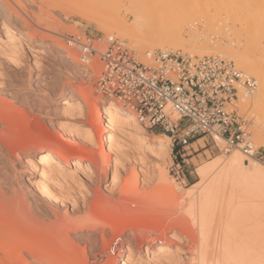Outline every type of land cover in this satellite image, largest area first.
<instances>
[{"label":"bare ground","instance_id":"bare-ground-1","mask_svg":"<svg viewBox=\"0 0 264 264\" xmlns=\"http://www.w3.org/2000/svg\"><path fill=\"white\" fill-rule=\"evenodd\" d=\"M22 1L0 0V30L4 35L0 37L1 53L17 67L22 66L31 44L38 45L37 52H44L43 45H46L44 40L47 37L42 32L38 34L21 29L19 21L23 20L25 26L28 19H34L26 11H19L13 6L15 2L23 5ZM120 1L84 0L76 10L83 20L107 27L110 25L109 16L122 7ZM158 1L146 0L145 3L128 6L127 11L133 15L132 22L122 17L118 25L143 49L153 48L154 45L148 42L154 40L162 46L167 42L192 49L234 53L241 67L259 77V89L252 96L243 98L239 106L255 121L258 143L264 145V119L254 110L256 102L264 100V58L236 51L239 44L246 49L254 48L256 42H242L237 29L234 31L238 37L235 34L233 36L239 39L236 40L238 42L231 41L225 45L212 41L207 34L200 37L197 33V37L193 31L187 39L184 32L193 27L189 25H193L194 12L173 9V12H177L151 14L150 8L158 7ZM166 1L173 3L175 0ZM204 2L206 4V0ZM210 4H214L216 9H224L227 16H231L238 8L247 12L249 10L254 18L250 22L264 28V0H213L207 7ZM44 9L42 14L39 13L40 16L36 17L35 14L37 21H34L52 24L56 19L47 8ZM218 11L215 12L220 14ZM213 14L209 16L210 22L207 21L211 27L216 25L211 23ZM166 20H172L170 22L176 26L149 34V29L156 22L165 23ZM186 25L189 28H185ZM51 26L46 28L50 30ZM61 41L58 38L53 40L57 46L54 52L60 56H71L75 63L84 66L81 70L78 68L79 73L88 76L93 68L91 58L88 63H81L80 55H73V49ZM95 49L101 52L106 48ZM11 98L22 100L29 108V111L17 113L12 109L11 101L0 97V250L10 255L11 264L17 260V253L23 254V249L36 264H76L74 254L77 252H73L77 249L73 248H77L80 237L90 238L93 236L91 232L101 228L102 234H106V227L122 238L118 255L109 257L106 264H143L141 253L145 243H148L145 264H264V161L234 148L200 164L196 168L198 179L183 195L178 193L182 191L181 186L170 181L167 174L159 176L158 172V185L147 190L149 182L155 181L156 177L145 169L146 159L152 155L159 161L169 160L172 139L167 134L159 139L150 136L145 123H140L135 113L120 106L117 98L106 101L92 99L87 88L73 87L70 96L62 103V111L70 115L67 117L69 120L85 119L84 123L61 120L57 123L59 129L56 134L42 124L37 116L34 120L31 118L33 107L37 102L42 103L43 99H36L27 88L23 91L19 89ZM85 114H88V119ZM172 118L177 119L178 115L172 114ZM213 140L217 147L225 143L217 134ZM127 151L135 156V160L145 163V167L141 166L145 189L138 187L139 171H129ZM20 153L29 157L26 163L31 173L24 182L18 179L19 186L14 187L10 184L8 172L13 167L16 169L15 161ZM111 171L112 175L109 176ZM37 172H40V180L35 177ZM110 177L112 179L109 181ZM47 179H72L82 185L88 182L96 189L93 194L83 196L82 214L80 210L72 214L62 211L61 214L57 204L62 199L65 209L67 197L55 194L47 185ZM107 182H110V188ZM158 190L169 194L176 218L161 210L163 203L154 199ZM34 197L41 199L43 204L35 201ZM73 201L76 204L77 201ZM81 230L87 232L78 234ZM127 230H131L138 239L137 244L134 239L123 238ZM28 235L31 241L25 240V243L20 244L19 240L23 242ZM22 254L24 264H29L30 258ZM69 254L75 258L72 260L74 262H70ZM134 256H138L139 260L133 261ZM0 264H7L1 256Z\"/></svg>","mask_w":264,"mask_h":264},{"label":"rangeland","instance_id":"rangeland-1","mask_svg":"<svg viewBox=\"0 0 264 264\" xmlns=\"http://www.w3.org/2000/svg\"><path fill=\"white\" fill-rule=\"evenodd\" d=\"M25 1L27 0L22 1L23 5L21 3H18L17 5V2L13 4V6L16 9H20L19 11L24 10L30 15V18L31 17L34 18L33 20L28 19V24L25 26L22 23L23 20H21V22L19 21V23H21L20 24L21 29L27 30V31L29 29V31H32V32L34 31L35 33L37 32L38 34L42 32L43 34H46L47 37L48 36L49 37L48 38L46 37V39L44 40V44H46V45H43L44 52H37L38 45L31 44V48H27V53H28L27 56L22 60L23 61L22 66H18V67L17 65H13L11 64L10 61H8V59L4 56V54L1 53V47H0V97L11 101L12 109L17 113H20L21 111H29V108L22 100H15L11 98V95L16 94L19 89L23 91V89L25 90L27 88L30 91V94L34 95L36 99L41 98V100L42 99L44 100L42 103L37 102V104L33 107V111L30 112L32 120H34V117L37 116L39 121L42 124L46 125L49 128V130L54 134H56L57 130L59 129L57 126L58 125L57 123H59L61 120H62L61 122H64V121L66 122L68 120L71 122L74 121L77 123H84L85 119L83 121L82 120H69L67 117H70V115L62 111V108H63L62 103L70 96L71 90L73 87H76V86L85 87L90 93V96L92 99L97 98V99H100L101 101H106V99L104 98V95L98 91V79H99L100 72L102 70V63L99 59V56H94L93 58H91V63L93 64V68L91 69V67H89V69H91V71L89 70L90 71L89 75L83 76L79 73V69L81 70L84 67L83 65L75 63L71 56H60L56 52H54V49H56L57 46L54 45L53 40L57 38L60 41L62 40L61 42L64 43L66 47L69 45L68 48L73 49L72 54L75 56H78L77 54H79L80 47L75 45L74 42L73 44L72 43L70 44L69 41L71 38L84 41L85 37H87V38H91L94 41V40H97L98 38H105L111 35H114L122 40H126L132 47H134L141 53L142 51L144 52L148 50L162 49V50H168V51H173V52L180 51V52L189 54L193 57L216 56V55L221 56V57L227 58L228 60H232L233 62H235L236 67L242 70L246 75L254 76L258 80V86L256 90L259 89V77L255 73H253L251 70H247L241 67V65H239V62L237 61L238 60L237 57L234 56V53L232 52L219 53L218 51L217 52L216 51L214 52V50L212 51V49L211 50L210 49L201 50L198 48L192 49L191 47H183L176 43L170 44L167 42L166 44L163 43V46H162L161 44H159L160 42L154 41V40L148 42L149 44L154 45V47L151 49H148V48L143 49V47H140L139 45L135 44L134 40L132 39L133 37H131L128 33L123 31L122 28L120 27L121 25L119 26L118 24H121L120 20L123 19L122 17H124V19L127 22L128 21L132 22L133 15L131 14V12H129V10L127 11V7L128 6L130 7L134 3L135 4H142L143 2L145 3L146 0L145 1L144 0L142 1L141 0H121L120 4L122 5V7H120L119 10H116L114 13L112 12L113 14L109 16V19H110L109 23L110 25H112L111 28H110V25L107 27H102L95 23H89L88 21L83 20V18L78 14L76 7L80 3H82L84 0H46L48 4L50 1V4H49L50 6L48 4L47 6L45 5L47 3L45 2V0H43V3L41 0H28L30 2L28 1L25 2ZM204 1L205 0H175L173 1V3L172 1L168 3L166 0H163V1L159 0L158 2L160 3L158 4V7L154 9L150 8L149 12H151V14H154V15L161 13V12L165 14L176 13L177 11L173 12V9H181L180 11H184L186 13L187 11H191L189 13L194 12L195 16H194V21L192 22L193 25H189V27L190 26L191 27L193 26V27L187 31L185 30L184 32V35H186L185 38L188 39L187 36L191 37V33L193 31V33L197 37L199 35L200 37H203L207 34L210 36L212 41H216V42L219 41L221 42V44H224V45L229 44L231 41H233L234 43L236 40H239V39L242 42H245L247 40H252L256 42V44L254 45V48L252 47V48L244 49L239 44L236 51L241 50V52L261 55L264 58V36H263L264 28L259 26L257 23L253 25L252 24L253 22L252 23L250 22V19H254L252 18L253 15L251 14V11L248 10L247 12L246 10H241V8H238L232 12L231 16H227L224 9L217 8L219 10L218 11L216 7L214 6V4L213 5L210 4V7H207V5H209V3H212L213 0H206V4ZM161 2H163L162 5H160ZM53 4L54 5L57 4L58 6L56 5L57 6L56 7ZM124 4H125V7H124ZM1 7H2V4H1ZM41 7L43 9L45 8L44 10L48 9L49 13H51L54 19H56L52 24L44 23V22L43 23L36 22L37 18H35V14H36V17H38L39 13L42 14L43 9H41ZM199 9H201V11H199ZM203 11L205 12L204 14H203ZM215 11H218V13L220 12L221 13L217 14V12ZM212 12H215V13L213 14ZM211 14L214 15V18H212L211 23H214L217 25V23L219 22L217 26L213 25L211 27L209 23H207V21L210 22L209 18L211 19V17L209 16H212ZM247 16H248V19H247ZM168 20H166L165 23L156 22V24L153 25L154 27L152 26L151 29H149V31H151V33L149 34H154L164 29L165 30L172 29V27L174 28V26H176L175 23L172 24L173 21L170 20L172 21L170 22ZM45 24L46 26L44 27ZM26 26L28 28H26ZM50 26L52 27V29L48 30L46 27H50ZM1 27L2 26L0 25V28ZM189 27L188 25H186L185 28H189ZM56 29L58 33L55 32ZM236 29L240 32L239 39L237 38L238 34L236 35L234 31ZM197 33L199 35H197ZM233 34H235L234 36H237V37H234ZM2 36L4 37V35L2 34L0 30V37ZM136 40H139V39H136ZM39 41L41 40L39 39ZM95 47L99 48L100 50H104L105 48L103 42H96ZM212 47H214V45H212ZM63 51L61 50V52ZM34 55H37V57L35 58ZM36 60H37V63H36ZM29 71H30V74H29ZM27 75L29 76V79ZM256 103L257 104H255L254 110L255 112L260 113V116L264 119V100H261ZM86 108H87V105H85V109ZM240 111L244 113L245 116L247 117V125H248V129L252 133V140L254 141L255 147L260 148L259 151L263 156V159H260V160L264 161V145H259L258 143L256 132H255L256 123H254L255 121L252 120L253 118H251L248 112H246L247 114L244 112V109L241 106H240ZM85 118L86 119L89 118L88 114H85ZM147 130L150 136L155 137L157 139L164 137V134L169 135L168 133L164 132L162 128H160L159 126L151 128V129H147ZM171 139L173 143V138ZM199 141L201 142L203 141L202 145H197ZM222 146H224V144ZM221 147L216 146L213 138L210 135H202L196 138L195 140H193V142H191L190 145L186 146L183 156H181L178 153L179 145L175 143H174V147H172L171 145L169 160L159 161L158 159H155L154 157L152 158V155L149 156L146 159L147 161L145 160L146 161L145 169H148L149 172L153 173V175H155L156 177V180L153 182L151 181L149 182V187H147V190L154 189L158 185V182H159L157 178L159 176L167 174V177L169 178L170 181H172L173 183L175 182L179 186L182 187V191L178 193L180 195H183V192L192 184L191 182L192 181L195 182L198 179V176L196 174V168L200 164L211 159L212 157L222 154L224 151L220 149ZM130 150L134 152L133 149H130ZM126 153L129 158V161H127L129 164V171H136V170L139 171L138 187L141 190L145 189L146 188V185L144 186L145 176L141 171V168L145 165V163H142L141 161L138 162L137 160H135V156L131 152L127 151ZM28 158L29 157L26 156L24 153H20V157L15 161L16 169L14 170V167H13V169L9 170L8 172V174H10L9 176L10 184H13L14 187L19 186L18 179H21V181L24 182L30 176L31 170L28 168L27 163H26V160H28ZM178 162L181 163V165L183 166L184 172L186 173L185 182H182L183 177L179 178L175 173V169H173L175 168V164ZM38 171H40V168L38 169ZM157 172L159 173V176L156 175L158 174ZM111 175H112V171H111V174H109V176ZM35 177L40 180L41 179L40 172H37L35 174ZM111 179L112 177H110L109 181ZM46 183L55 194H58L61 196L64 195L67 197L65 209H64V204H63L62 199L57 204L61 214H63V212L65 213V211L68 212L69 214H72L74 211L78 212L82 208L83 196L84 195L88 196L89 194L90 195L93 194V191L96 189L95 186L89 184L88 182L82 185V183L75 182L72 179L62 180V181L47 179ZM107 185H109V188L111 187L110 182H107ZM154 199L158 203H163L162 206L160 207L162 211H164L165 213L171 214L173 217L176 216L174 215L175 210L170 205L169 194L167 192L162 191V190L156 191ZM34 200L35 201L37 200L39 204H43V201L41 199H38L37 197H34ZM73 200L77 201L76 204L74 203ZM80 213L82 214L83 210H80ZM106 228L104 230L105 233L107 232L106 234H102L103 229L101 228V230L99 231L91 232L93 236L91 235L92 237L90 238L86 236H81L80 237L81 240L79 239L77 241L78 243L77 248L72 247L73 249H77L73 252V254L77 252L76 254H74L76 259L73 258L69 254L71 258L69 259L71 260L70 262H74L72 260L75 259L76 262L80 264L82 263L83 264H106L109 260V257L117 256L118 249L120 248V243L122 241V238H120V235H118L117 233L112 232L108 227ZM82 232L86 233L87 230H81V232L79 231V233L78 232L77 233L81 234ZM132 234L133 233L131 230H127V232H125L122 236L124 239L126 238L131 239V240L134 239L135 243L137 244L138 239H136L135 236ZM28 236H26L23 242L19 240L20 244L25 243V240H28V242L31 241V236L29 237ZM146 246H148V243L147 244L145 243V248H143V251L141 253V257L143 259L142 261H144L143 264L146 263ZM110 248H112V250L108 251V249ZM70 250L72 251V249ZM22 251H23V254L17 253L19 255L15 256L17 257L16 258L17 260H15L14 258L15 261H13V264H21V263L24 264V261L21 258V254L24 255V257L26 258H30L28 259L29 264H36L32 256L26 250L23 249ZM125 254L127 255L128 253H125ZM0 256L3 258V260H5V263L9 264L11 262L10 255H7V253L2 252L1 250H0ZM133 258H134L133 261L139 260L138 256H134Z\"/></svg>","mask_w":264,"mask_h":264},{"label":"built area","instance_id":"built-area-1","mask_svg":"<svg viewBox=\"0 0 264 264\" xmlns=\"http://www.w3.org/2000/svg\"><path fill=\"white\" fill-rule=\"evenodd\" d=\"M71 40L80 47L81 63L99 56L98 91L104 98H117L147 129L162 128L173 138L172 147L179 145L181 156L199 136L214 138L217 134L225 140L223 151L239 148L248 156L263 159L239 106L243 98L254 94L258 80L232 60L162 49L141 53L114 35L94 41L87 37L84 42L71 38L69 43ZM96 42H103L106 49H95ZM173 169L185 182L181 163Z\"/></svg>","mask_w":264,"mask_h":264},{"label":"crops","instance_id":"crops-1","mask_svg":"<svg viewBox=\"0 0 264 264\" xmlns=\"http://www.w3.org/2000/svg\"><path fill=\"white\" fill-rule=\"evenodd\" d=\"M203 143V141L201 142V141H199V143H197V145H201Z\"/></svg>","mask_w":264,"mask_h":264},{"label":"trees","instance_id":"trees-1","mask_svg":"<svg viewBox=\"0 0 264 264\" xmlns=\"http://www.w3.org/2000/svg\"><path fill=\"white\" fill-rule=\"evenodd\" d=\"M194 181H192L191 183H193Z\"/></svg>","mask_w":264,"mask_h":264}]
</instances>
